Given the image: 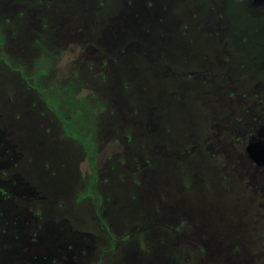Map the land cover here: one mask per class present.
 Masks as SVG:
<instances>
[{"label": "rangeland", "instance_id": "374dc122", "mask_svg": "<svg viewBox=\"0 0 264 264\" xmlns=\"http://www.w3.org/2000/svg\"><path fill=\"white\" fill-rule=\"evenodd\" d=\"M0 26V264H264V0H0ZM43 29L42 84L102 100L91 154L33 81Z\"/></svg>", "mask_w": 264, "mask_h": 264}, {"label": "trees", "instance_id": "16d2710c", "mask_svg": "<svg viewBox=\"0 0 264 264\" xmlns=\"http://www.w3.org/2000/svg\"><path fill=\"white\" fill-rule=\"evenodd\" d=\"M31 46H35V48H38L41 51L40 56L34 58L31 64L34 68L33 72L35 73V76L33 77V81L36 87L42 91L46 100L55 107L60 122L66 121V126L63 128L65 133L74 132L78 134L89 148L86 149V153L91 154V149H95L96 145L93 139L89 138L88 135L90 133L96 134L99 131V129H97V115L94 116L93 110L94 107L101 103V98L94 94L84 98L78 96V91L81 90V88L83 89L81 82L82 79H79L78 76L69 78L64 84L49 83L46 86L43 85L41 79L45 77V75L47 76L48 73L53 72V62L57 57L56 53H58V48L53 44V36L45 29L37 34V37ZM18 64L20 66L21 64L23 65V61L18 62ZM91 163L93 164V162ZM179 233H182V231ZM187 239L184 241H187ZM183 253H188L189 258L184 259ZM202 253L201 257L204 258L203 260L208 259L209 261L210 253H208L207 250ZM169 256L173 264L203 263L202 261H199L200 259L195 261L193 258H196L197 255L194 254L192 256L188 249L186 252L182 251L178 253L171 251ZM206 264L213 263L208 262ZM217 264L223 263L219 260Z\"/></svg>", "mask_w": 264, "mask_h": 264}]
</instances>
